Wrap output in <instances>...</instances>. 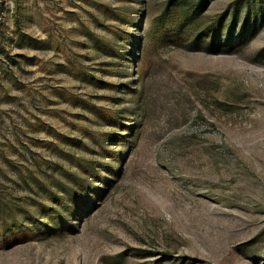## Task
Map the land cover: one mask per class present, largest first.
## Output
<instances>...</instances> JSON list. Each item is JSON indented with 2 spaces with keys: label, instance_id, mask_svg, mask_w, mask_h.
<instances>
[{
  "label": "rangeland",
  "instance_id": "374dc122",
  "mask_svg": "<svg viewBox=\"0 0 264 264\" xmlns=\"http://www.w3.org/2000/svg\"><path fill=\"white\" fill-rule=\"evenodd\" d=\"M0 264H264V0H0Z\"/></svg>",
  "mask_w": 264,
  "mask_h": 264
},
{
  "label": "trees",
  "instance_id": "16d2710c",
  "mask_svg": "<svg viewBox=\"0 0 264 264\" xmlns=\"http://www.w3.org/2000/svg\"><path fill=\"white\" fill-rule=\"evenodd\" d=\"M183 10L184 6L179 4L178 7L174 9V11H171L166 18L167 24L173 28V31H170L169 39L178 45L191 40L196 42L200 38L199 34H194L197 27V24H194L193 22L196 12H184Z\"/></svg>",
  "mask_w": 264,
  "mask_h": 264
}]
</instances>
